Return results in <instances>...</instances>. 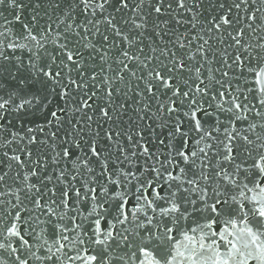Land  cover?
Segmentation results:
<instances>
[{
    "label": "snow or ice",
    "instance_id": "obj_1",
    "mask_svg": "<svg viewBox=\"0 0 264 264\" xmlns=\"http://www.w3.org/2000/svg\"><path fill=\"white\" fill-rule=\"evenodd\" d=\"M0 264H264V0H0Z\"/></svg>",
    "mask_w": 264,
    "mask_h": 264
}]
</instances>
